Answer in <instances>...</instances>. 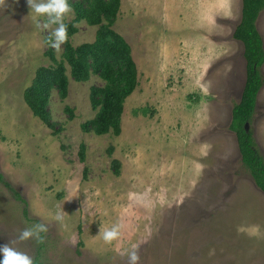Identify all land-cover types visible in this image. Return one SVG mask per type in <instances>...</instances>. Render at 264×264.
<instances>
[{
	"label": "rangeland",
	"instance_id": "obj_1",
	"mask_svg": "<svg viewBox=\"0 0 264 264\" xmlns=\"http://www.w3.org/2000/svg\"><path fill=\"white\" fill-rule=\"evenodd\" d=\"M242 10V0H123L111 28L131 47L138 85L121 134L99 136L83 125L99 111L92 88L106 83L76 82L68 64L69 95L54 89L48 106L55 129L33 114L25 91L56 65L47 52L62 62L65 48L50 47L57 25L37 26L27 0H0V174L26 201L0 182V246L34 264H129L133 244L139 264H264V193L230 128L247 81L233 36ZM106 25L77 23L73 46ZM257 26L264 41V11ZM250 130L264 155V87ZM116 223L122 234L106 243L101 225ZM38 224L43 243L19 239Z\"/></svg>",
	"mask_w": 264,
	"mask_h": 264
},
{
	"label": "trees",
	"instance_id": "obj_2",
	"mask_svg": "<svg viewBox=\"0 0 264 264\" xmlns=\"http://www.w3.org/2000/svg\"><path fill=\"white\" fill-rule=\"evenodd\" d=\"M242 20L234 32V39L244 45V57L247 63V81L240 102L233 109L231 130L236 133L242 163L250 173L257 187L264 193V155L259 149L253 132L246 131V125L254 120L257 101L264 87V41L258 30V20L264 11V0H242ZM69 3L76 14L73 22H67L68 41L63 44V61H57L53 50L47 55L56 63L54 67H41L36 72L34 82L25 91V101L33 114L50 129H55L51 121L48 106L51 93L57 89L66 99L69 95V79L66 64L71 67V76L76 82H86L92 76H98L105 87L92 88V104L99 109L96 117L83 125L86 133L94 132L104 136L109 133L120 135L124 104L136 90L137 67L132 50L123 36L111 26L120 9L121 0H88L83 3ZM87 21L90 25H99L107 21L98 33L97 40L91 44L74 47L71 39L78 34L77 23ZM67 111L73 117L69 108ZM80 158L85 162V146L82 145ZM119 165V162H115ZM0 182L14 193L17 201H26L0 174ZM26 205V204H25ZM24 216L29 219L28 208Z\"/></svg>",
	"mask_w": 264,
	"mask_h": 264
},
{
	"label": "clouds",
	"instance_id": "obj_3",
	"mask_svg": "<svg viewBox=\"0 0 264 264\" xmlns=\"http://www.w3.org/2000/svg\"><path fill=\"white\" fill-rule=\"evenodd\" d=\"M30 7V16L34 22L38 25V18L46 16L48 22L45 25H57L52 30L51 37L49 39L50 47L60 50L61 46L65 44L68 39V25L64 22L65 17L72 13L73 9L69 3V0H27ZM57 220H62V216L57 215ZM124 225L122 223H116L110 228H104L101 225L99 236L103 238L106 243H111L118 240L122 234ZM47 227L44 224L36 225L35 229L26 228L21 231L19 239L22 241L29 240L32 237H36L37 242L43 243L44 237L40 233H46ZM0 254L3 259L0 260V264H34L33 259L26 253L17 251L14 247L9 245L0 246ZM129 264H139L140 255L138 245L133 244L131 249L127 253Z\"/></svg>",
	"mask_w": 264,
	"mask_h": 264
},
{
	"label": "water",
	"instance_id": "obj_4",
	"mask_svg": "<svg viewBox=\"0 0 264 264\" xmlns=\"http://www.w3.org/2000/svg\"><path fill=\"white\" fill-rule=\"evenodd\" d=\"M246 131L250 132V124L249 123L246 125Z\"/></svg>",
	"mask_w": 264,
	"mask_h": 264
},
{
	"label": "crops",
	"instance_id": "obj_5",
	"mask_svg": "<svg viewBox=\"0 0 264 264\" xmlns=\"http://www.w3.org/2000/svg\"><path fill=\"white\" fill-rule=\"evenodd\" d=\"M122 4H123V0H122ZM123 6V5H122Z\"/></svg>",
	"mask_w": 264,
	"mask_h": 264
}]
</instances>
